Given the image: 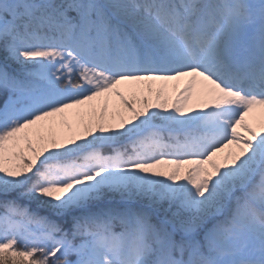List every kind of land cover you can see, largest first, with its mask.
<instances>
[{"label": "snow or ice", "instance_id": "6c2138e0", "mask_svg": "<svg viewBox=\"0 0 264 264\" xmlns=\"http://www.w3.org/2000/svg\"><path fill=\"white\" fill-rule=\"evenodd\" d=\"M0 264H264V0H0Z\"/></svg>", "mask_w": 264, "mask_h": 264}]
</instances>
